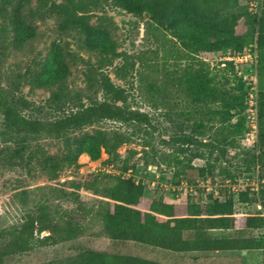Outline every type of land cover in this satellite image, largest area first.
Returning <instances> with one entry per match:
<instances>
[{
  "label": "rangeland",
  "instance_id": "374dc122",
  "mask_svg": "<svg viewBox=\"0 0 264 264\" xmlns=\"http://www.w3.org/2000/svg\"><path fill=\"white\" fill-rule=\"evenodd\" d=\"M4 1L0 0V27L10 30L8 17L21 0H9L8 4ZM65 1L49 0V5ZM84 1L89 4L90 24L104 26L121 55L110 63L101 62L97 53L86 47V38L76 31L60 32L56 20L44 13L36 12L30 18L27 14L38 8V1L30 0L24 13L35 37L18 44L9 32L7 50L0 48V132L4 130L2 110L6 103L26 118L43 121L58 119L91 102L114 104L96 83L101 76H107L115 87L124 90L126 99L118 105L146 114L152 127L100 121L68 134L71 139L96 131L120 136L124 143L117 152L121 160H129L126 172L119 162L107 163L108 156L103 151L97 160L81 153L54 180L32 164L21 169L6 166L0 160V264L109 262L116 248L155 264H264V246L249 251L217 249L178 254L134 242H114L103 224L105 212L115 204L104 194L124 182L144 188L136 209L147 211L152 200L162 199L174 205L178 215L185 214L188 198L204 207L213 192V198L224 203L228 195L224 190L220 194L219 189L237 185L234 220L237 229L242 227L244 216L252 213L253 208L237 197L246 192L251 196L253 191L248 188L263 172L247 153H264V48L259 49L253 41L238 54L227 51L192 56L148 14L135 17L111 0ZM251 3L248 10H260L259 0ZM237 31L244 32L242 25ZM55 49L66 66L62 84L52 88L32 84L28 72L38 71ZM243 53L250 58L237 62L236 67L231 63V72L230 62L224 57ZM201 69L217 88L238 96L244 111L222 124L216 115V111L223 109L222 104L196 102L185 87V77L188 72ZM89 77L94 81L92 87ZM235 79L243 83L242 90L236 89ZM22 101L28 107H23ZM251 101L257 103V129L252 135L247 118ZM183 136L192 138L193 144L177 143L176 138ZM64 142L63 138L40 136L30 142L29 150L46 156L60 155ZM6 147L11 145L0 142L1 158ZM26 214L38 218L40 232L37 231L36 243L28 252L12 255L7 245ZM157 219L164 221L162 217ZM253 234L264 237V230ZM215 235L220 237L222 233Z\"/></svg>",
  "mask_w": 264,
  "mask_h": 264
},
{
  "label": "trees",
  "instance_id": "16d2710c",
  "mask_svg": "<svg viewBox=\"0 0 264 264\" xmlns=\"http://www.w3.org/2000/svg\"><path fill=\"white\" fill-rule=\"evenodd\" d=\"M11 1V0H10ZM38 8L27 15L44 13L53 17L57 28L62 33L76 31L86 38V47L96 52L101 62H111L119 57L115 42L110 32L102 25L90 24L89 4L84 0H66L60 4L49 0H37ZM112 3L135 17L148 14L153 22L164 27L189 55L200 53H242L253 41L259 49L264 48V0H261V10L252 13L248 10L251 0H111ZM10 3L9 0L4 1ZM30 0H21L15 11L8 17L10 30L0 27V48L7 50L9 32L14 34L15 42L24 44L35 37L34 29L28 16L24 13ZM95 5V2L93 3ZM5 11V9H3ZM5 17V15H4ZM242 25L244 32L238 33ZM234 71L231 63L228 64ZM66 66L56 49L49 54L38 71L28 72L30 82L38 87L52 88L62 84L65 78ZM89 87L94 81L88 78ZM237 82L236 89L242 90L243 83ZM100 90L112 99L108 102H91L88 106L81 105L76 111H71L55 120H37L26 118L12 106L5 104L2 110L4 130L0 132V142L10 144L1 154V162L9 167L24 169L31 164L38 167L49 180L58 177L65 167L75 163L81 153H86L92 160L100 157L101 151L108 156L107 163H121L122 171H128V158L121 160L118 149L123 145V139L110 136L103 131L81 138H69L68 134L81 130L100 121L119 123H134L144 127H152L146 114L137 111L124 110L119 103L126 99L124 90L117 88L107 76L98 80ZM185 87L196 102H219L223 109L216 111L222 124L229 122L235 113L244 111L241 99L214 85L203 70L191 71L185 77ZM59 86V90H61ZM54 100L58 94H54ZM23 107L28 103L22 101ZM234 113V114H231ZM45 136L64 139V151L60 155L46 156L42 152L29 150V144L35 138ZM180 145H192V138L183 136L176 138ZM224 154V151H222ZM252 163L261 167L264 175V153L258 155L255 151L247 153ZM261 174V175H262ZM264 184L259 185L257 192L250 196L248 192L238 195L237 200L251 205L252 213L244 216L240 229L235 227L234 194L224 188L227 193L224 203L217 200L212 192L210 201L204 206L195 204L190 198L183 215H178L172 204L163 200H152L147 211L135 207L144 194L141 184H125L120 182L104 194V197L115 204L112 210H107L103 216L106 233L117 243L134 242L163 251L178 254L205 253L217 249L222 250H255L264 246V237L253 232L264 230ZM246 201V202H245ZM260 206V208H258ZM162 217L164 221L157 218ZM40 232L38 218L26 214L18 229L12 234L7 245L12 255H22L28 252L36 243L35 235ZM215 232L222 233L216 236ZM231 232V234H225ZM91 264H155L146 260L133 258L116 248L112 261L93 262Z\"/></svg>",
  "mask_w": 264,
  "mask_h": 264
},
{
  "label": "built area",
  "instance_id": "2783aa9c",
  "mask_svg": "<svg viewBox=\"0 0 264 264\" xmlns=\"http://www.w3.org/2000/svg\"><path fill=\"white\" fill-rule=\"evenodd\" d=\"M252 1V0H251ZM248 5H252L251 2L248 3ZM259 7H260V10H261V0H259ZM260 10L258 11H254V13H258L260 12ZM251 12V9L249 10ZM246 57H249V54H246V53H243L242 55H233L231 56L230 54H226V56L224 57V59L230 63H233L235 65V67L237 66V62H242L245 60ZM251 97V96H250ZM248 113L247 114V118H248V127L250 128V135H252V133L255 131L256 132V129H257V119H256V113H257V103L255 101H251L250 102V105L248 106ZM202 182V181H201ZM255 184H249L251 186V188H248L250 191H253V192H257L258 189H259V185L260 184H264V175L260 174V176H258L255 180ZM234 186V187H233ZM232 188L230 190L231 193H233L235 195V193H238L237 192V185H233ZM248 186V184H247ZM249 187V186H248ZM213 191V190H212ZM235 227L237 228L236 226V220H235Z\"/></svg>",
  "mask_w": 264,
  "mask_h": 264
}]
</instances>
